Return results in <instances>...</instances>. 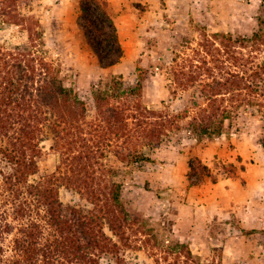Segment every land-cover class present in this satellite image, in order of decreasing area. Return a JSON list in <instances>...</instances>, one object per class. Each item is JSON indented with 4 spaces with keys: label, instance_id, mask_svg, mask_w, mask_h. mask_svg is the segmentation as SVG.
Wrapping results in <instances>:
<instances>
[{
    "label": "rangeland",
    "instance_id": "obj_1",
    "mask_svg": "<svg viewBox=\"0 0 264 264\" xmlns=\"http://www.w3.org/2000/svg\"><path fill=\"white\" fill-rule=\"evenodd\" d=\"M106 1L124 51L120 61L106 69L100 66L80 27L87 24L81 0H32L18 7L23 15L34 17L35 24L29 27L39 32V54L61 71L65 83L82 99L94 103L93 85L115 91L111 86L115 79L125 86L140 82L142 94L137 97L151 109H161L165 101L169 128L160 145L143 147L145 160L120 161L113 150L122 140L115 136L105 152L111 175L122 183L125 205L138 215H134L131 226L125 225L126 233L119 238L109 223L104 224L105 232L119 241L120 249L116 254L102 255L100 264H264V122L240 117L226 120L220 137L197 135L188 125L191 117L207 106L203 84L212 79L205 76L204 81L199 79L183 88L174 82L171 71L192 56L193 50H203L206 37L212 40L214 33L251 35L258 27L262 0ZM24 25L0 20V45L27 44L29 33ZM102 46L108 48L105 41ZM249 110L257 112L251 106ZM217 142L222 143L223 152L207 149ZM53 143L52 136L44 132L42 153L37 158L39 171L30 176L31 182L55 170L59 163ZM5 166L0 156V170H6ZM208 170L212 177L207 182L232 176L244 186L239 192L245 191L233 197L243 199L239 205L249 204L243 225L234 217H229L228 223L222 215L213 218L201 207V194L207 193L213 202L215 198L210 195L214 192L193 189L187 193L192 185L205 182ZM201 172L206 175L200 179ZM245 173L257 181L253 189L258 195L251 203L244 185ZM58 191L65 205L93 208L85 195L69 186L61 185ZM222 193L218 190L215 196L222 200Z\"/></svg>",
    "mask_w": 264,
    "mask_h": 264
},
{
    "label": "trees",
    "instance_id": "obj_2",
    "mask_svg": "<svg viewBox=\"0 0 264 264\" xmlns=\"http://www.w3.org/2000/svg\"><path fill=\"white\" fill-rule=\"evenodd\" d=\"M31 1L0 0V20L25 23L29 33L27 44L0 45V156L6 162V170H0V264H100L102 255L120 249L104 224L119 238L138 215L125 205L122 183L113 178L105 152L115 136L122 140L113 150L120 161L145 160L143 147L160 145L170 119L165 101L161 109L141 103L140 82L125 86L112 79L115 91L93 85L94 103L82 99L39 54V32L29 27L34 17L18 11L21 2ZM108 6L106 0H81L80 5L87 21L80 27L105 69L124 55ZM257 22L248 36L217 32L212 40L206 37L203 50H193L171 68L174 82L183 88L205 76L212 79L203 84L207 106L188 125L197 135L220 137L226 120L240 117L264 122V0ZM44 132L52 136L59 163L31 182L39 171ZM205 173L200 179L210 175ZM61 185L85 195L93 208L63 204Z\"/></svg>",
    "mask_w": 264,
    "mask_h": 264
},
{
    "label": "crops",
    "instance_id": "obj_3",
    "mask_svg": "<svg viewBox=\"0 0 264 264\" xmlns=\"http://www.w3.org/2000/svg\"><path fill=\"white\" fill-rule=\"evenodd\" d=\"M213 143H216L214 141H212ZM232 143L236 144L235 141L232 140ZM237 143H239V141H237ZM215 145V146H214ZM225 145V144H223ZM210 148H215V153L218 154L220 152H223V146L221 142H217V144H210L207 149ZM211 174L210 175H206L205 176V182L203 183H197L195 185H192L188 190V192L193 191V189H200L202 191V193L205 192H214L213 195H210L211 199L215 198L214 201L210 202V198H208L209 196L206 194H201L204 198L202 200V204L201 207H203V209L207 210L209 212V214H211L214 217H220V215L223 216V218L225 219L224 221L226 223H228L229 221V217H234L236 218V222L240 223L241 225H243L244 223V217L246 215V211L245 209L249 208V204L247 205L244 204L239 205V203L243 200H233V197L235 196V194H242V191L245 190H241V192H239L240 188H244V186L242 184H238L236 179H234L232 176H223V178L219 177L218 179H213V181L211 182H207V178H211ZM245 177V188H246V192L248 193V198H250V202L251 200L254 199V195H258L254 192V187H253V183L257 182L255 178H251V175H248V173L244 174ZM261 178V177H259ZM255 180V181H254ZM260 182V181H259ZM220 191L223 192L222 194L224 195L222 197V200L219 198H217V196H215V192L216 191ZM231 195V196H230ZM256 197V196H255ZM238 203V205H237ZM209 221V220H208ZM261 221V219L256 220L257 223H259ZM231 223V221H230ZM245 227V226H244Z\"/></svg>",
    "mask_w": 264,
    "mask_h": 264
}]
</instances>
